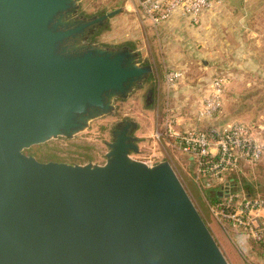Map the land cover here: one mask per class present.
Returning <instances> with one entry per match:
<instances>
[{
	"label": "water",
	"instance_id": "1",
	"mask_svg": "<svg viewBox=\"0 0 264 264\" xmlns=\"http://www.w3.org/2000/svg\"><path fill=\"white\" fill-rule=\"evenodd\" d=\"M120 11L0 0V264H230L171 162L135 157L138 121L114 123L104 163L25 152L76 137L149 81L135 48L92 40Z\"/></svg>",
	"mask_w": 264,
	"mask_h": 264
},
{
	"label": "rangeland",
	"instance_id": "2",
	"mask_svg": "<svg viewBox=\"0 0 264 264\" xmlns=\"http://www.w3.org/2000/svg\"><path fill=\"white\" fill-rule=\"evenodd\" d=\"M79 3L80 14L86 16L101 14L102 10L109 12L115 7L121 9L95 35V41L135 48L141 61L152 65V75L132 97L117 101L116 114L95 120L89 129L72 139H52L25 152L41 161L86 163L90 158L104 163L114 123L132 118L139 123L136 135L141 139V152L135 157L151 162L163 159L171 162L230 264H264V246L257 250L254 240L243 231L224 228L209 202V197L216 192H220L223 200L236 193L240 196L264 194V158L246 167L235 180L226 174L219 181L204 178L203 183H198L189 155L164 140L154 144L152 139L155 128L163 126L167 117L176 120L174 127L180 131L212 122L198 121L197 113L213 78L218 76L204 60L206 57L208 61L214 59L209 53L217 31H212L211 27L202 28L199 22L192 23L185 18H174L175 22L154 26L144 18L138 0H79ZM172 70L181 71L182 76L175 84H168L166 75ZM219 76L226 81L219 121L228 124L264 121V75L221 73ZM149 89V94H145Z\"/></svg>",
	"mask_w": 264,
	"mask_h": 264
},
{
	"label": "built area",
	"instance_id": "3",
	"mask_svg": "<svg viewBox=\"0 0 264 264\" xmlns=\"http://www.w3.org/2000/svg\"><path fill=\"white\" fill-rule=\"evenodd\" d=\"M215 1L219 0H138L144 18L154 26L175 13L198 23ZM181 76V71H170L166 75L168 84H175ZM225 89V79L214 77L198 110V121H211L222 113ZM175 121L167 117L163 126H157L152 134L153 143L164 140L189 155L198 183H203L204 178L218 180L229 173H242L264 158V121L209 123L184 131L174 127ZM211 210L224 228L241 230L255 240L264 238V194H230L222 204L211 205Z\"/></svg>",
	"mask_w": 264,
	"mask_h": 264
},
{
	"label": "crops",
	"instance_id": "4",
	"mask_svg": "<svg viewBox=\"0 0 264 264\" xmlns=\"http://www.w3.org/2000/svg\"><path fill=\"white\" fill-rule=\"evenodd\" d=\"M220 1V2H219ZM206 9L200 18L202 28L211 27L210 59H204L216 75H264V0H219ZM181 19L179 13L163 22ZM204 46V44H203ZM222 77V76H219ZM224 96V95H223ZM220 115L210 123L219 121ZM141 140V139H140ZM151 162V161H149ZM218 179L216 181L222 180ZM225 181V185H227Z\"/></svg>",
	"mask_w": 264,
	"mask_h": 264
},
{
	"label": "trees",
	"instance_id": "5",
	"mask_svg": "<svg viewBox=\"0 0 264 264\" xmlns=\"http://www.w3.org/2000/svg\"><path fill=\"white\" fill-rule=\"evenodd\" d=\"M116 8H117V7H115L114 9H116ZM103 12H105V11L102 10L100 13H103ZM92 40H95V36H93ZM88 161H91L90 158H89ZM73 164H74V163H73ZM240 174H242V173H235V172H233V173H229L228 175L231 177V179H234V180H235V179L238 178L237 175H240ZM247 195H250V194H247ZM222 197H223V196L220 195L219 192H216V193H214L213 195H211V196L209 197L210 206H211V205H219V204H222L223 202H225L226 199L223 200ZM252 240H254V242H255V244H256V248H257V250H261V249L263 248V246H264V238H263L262 240H255V239H252Z\"/></svg>",
	"mask_w": 264,
	"mask_h": 264
},
{
	"label": "flooded vegetation",
	"instance_id": "6",
	"mask_svg": "<svg viewBox=\"0 0 264 264\" xmlns=\"http://www.w3.org/2000/svg\"><path fill=\"white\" fill-rule=\"evenodd\" d=\"M151 86H152V85H151ZM149 90H150V89H149ZM149 92H150V91L146 92L145 94H147V95H148V94H149ZM224 187H225V186H224Z\"/></svg>",
	"mask_w": 264,
	"mask_h": 264
}]
</instances>
